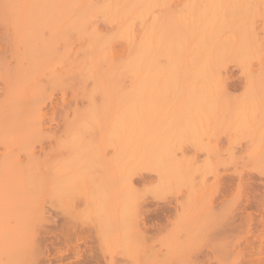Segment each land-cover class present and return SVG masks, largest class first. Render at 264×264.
I'll return each instance as SVG.
<instances>
[{"label": "bare ground", "instance_id": "bare-ground-1", "mask_svg": "<svg viewBox=\"0 0 264 264\" xmlns=\"http://www.w3.org/2000/svg\"><path fill=\"white\" fill-rule=\"evenodd\" d=\"M27 1L42 2L43 0ZM155 1L59 0V19L72 20L68 21L69 23L60 24L59 33L72 30L78 33H87L89 36V41L86 42L83 53L75 58L67 57L59 48V68L67 65H77L81 69L82 76L75 80V84H83L85 79L90 78L94 82L96 93H100L102 96L100 102L96 98L92 99V106L89 111H107L105 120L102 124L97 125L93 131L89 140L90 147L86 148L82 153L84 162L81 164L80 171L77 169L79 171L78 174H80V178L78 177V188L81 191L80 195L84 198H82V201L85 202L82 210L86 213V216H89L88 218L92 219L90 220L92 221L91 224L97 229L98 235L102 237L101 240L104 238L113 240V245L115 244L116 250L121 252L122 256L128 255V257L133 258H140L143 253L147 256L146 251H150L153 248L152 245L155 244L153 242L149 245L147 242L152 235L149 233L151 226L147 224L146 219V215L151 209H148L150 206L146 208V205H144L146 196L151 193L155 199L163 200L167 197V192H170L169 188L175 183H179L180 187V183H189L188 186H190L191 192L187 197L188 199H185L187 201L178 203L180 211L177 205L175 207L170 204L172 206V210L170 209L173 212L172 215L177 213L174 215L176 220H174L175 223L173 222L172 229L167 235L160 237L159 241H166V239L175 240L173 238L176 237L174 228L178 227L177 222L181 219L183 221L187 215L192 216V220L196 217L195 219H198L199 221H197L200 223L203 222L201 221L202 219L204 221L207 220L206 222L208 223L205 225V229L210 231H207V233H211V231L213 233L218 227L219 229L216 231L220 230L221 236L223 235L224 237H222L223 240L227 241L228 238H231L227 237V235L231 232V229H234V226L231 225V222L229 229L225 227L226 224L225 226L221 225L220 222L222 220L220 222L217 221L222 217L221 214L224 213L223 211L226 208L224 210L219 208L220 211H216L214 198L218 193H221L222 189V193L225 196V193L233 187V177H230L229 180L220 179L218 181L219 184H216V187L218 185L216 190L211 187L213 184H207L206 180L203 182L202 179L205 178H201L202 181L198 182L196 177L199 173L202 175L207 173L206 169L210 170L209 168L214 164L234 163L236 168L234 175L237 176V182L235 181L237 186L235 188L240 191L244 190V193L247 191L244 195L241 192L242 198L245 197L246 203L250 202L254 208L257 207L256 213H264L262 212L264 189L257 183L259 181L255 184L256 178L252 180L253 177L250 176L252 178L246 179L242 169L240 170L237 167L241 164L244 168L259 169V166L264 164L263 111L251 115L241 111H199L205 108L206 104L203 100L204 97L200 96L196 85L204 70L213 63L222 61L228 56L240 54L245 50L256 51L260 48L261 39L256 34V29L248 33L238 22L241 17L250 15L255 10L241 0H179L177 3H172V0H160V16H155ZM99 15L117 28L116 36L121 42L120 49L116 50L110 44V39L101 36L95 30L84 29L87 19L96 18ZM163 46H168L171 53L168 77L172 89L171 105L176 111L168 114H159L160 116L157 118L152 117L155 118L153 120L149 117L150 120H148L146 111L148 115L151 113L149 111H155L154 76L156 77V57L158 49ZM26 47L29 48L26 55L27 61L34 63L39 59L47 60V51L49 49L47 41L36 45H27ZM60 75L61 71L59 70ZM115 75L121 79L118 95L111 93L108 85V80ZM229 80L232 81L231 77H229ZM62 111H66V108ZM1 114L2 111H0V116ZM156 115L158 114L156 113ZM240 132L250 136V141L245 147L234 140V135L236 136ZM222 136L229 138V144L225 147L219 142ZM173 137L181 141L184 138L182 144L186 142L184 140L187 138L186 140L191 142V145H189L194 152L187 151L184 147L187 144L183 146L179 145V142L178 144L176 143V146L175 142L178 141H175ZM171 139L172 141H170ZM104 144L112 148L111 157L103 153ZM59 148L60 159L63 164L67 157L65 137L60 139ZM200 152L206 154L202 160L198 158ZM226 156L230 159H227ZM105 157L106 159L109 158L107 162L104 159ZM117 157L122 159H117ZM15 161V159H11L0 163V213L3 210L11 212L15 209L24 212L25 209L27 210L26 206H24L26 202L21 204L18 200L21 198L20 196H23L22 198L30 197L28 195L39 190L42 191L49 184L42 172H22L14 164ZM103 163L107 168L103 167ZM119 165L123 169L121 172L116 170ZM148 165L151 167L150 170L158 175L157 182L146 185L140 192V189L137 188L138 186L135 185L134 179L136 174H142V171L146 172L149 170ZM160 166L162 167L160 168ZM135 170H138V172L134 175L133 172ZM115 171L120 176L116 175ZM62 173H64L63 170ZM224 174L226 175V173ZM138 176H141V179H145L144 175ZM56 181L51 182L52 189L54 187L57 188ZM248 186L251 187V190ZM6 189H12L13 191L4 192ZM154 209L157 211L156 208ZM151 210L150 212H152ZM160 210L167 212L169 207ZM83 211L82 213L85 215ZM246 212L247 220L250 219L251 221L254 218L252 211ZM190 216L187 217L189 218ZM260 216L259 221L264 219L263 216L260 220ZM201 217L204 218L200 219ZM165 222H168V220ZM160 223H158L159 228L163 227L164 224L163 222V224ZM200 223L198 224L200 225ZM218 223L220 226H217ZM189 224L191 228L196 223L193 224L191 222ZM158 225L152 227H158ZM201 226L197 227L200 228ZM238 226L235 227V230ZM197 227L195 228L197 229ZM182 230L184 231V229ZM235 230L232 231L234 232ZM177 232L180 233V229ZM217 232H215V237ZM212 233L211 236L214 234ZM24 234L25 232L20 230V228L1 226L0 255L7 253L17 245L19 246L20 242L23 243L25 241ZM204 234L206 235V233ZM178 235L176 241L172 240V243L176 242L177 244L183 234L181 237H178ZM218 235L220 236L219 232ZM188 238L190 239V236ZM219 238H215V242L225 245V241L222 242L223 240L221 238L219 240ZM228 241L231 242L232 240L229 239ZM228 241L226 242L225 251L226 248L230 247L228 246ZM200 242L198 241L199 244L202 243ZM208 242L209 240H207ZM216 243L207 244L210 245L206 248L209 249L208 252L190 253L189 259L187 256L183 257H186L188 261L190 260L191 264H196L198 260L200 263L201 260L204 262L203 259H198L200 258L198 257L200 253L199 256L205 255L203 257H208L206 260L212 261L213 255L214 259H217L216 255L221 253V251L224 252V248L219 247L218 249H223L218 250L217 246H214ZM176 244L172 245L176 247ZM246 245L248 244L246 243ZM173 246L171 247L173 248ZM254 246L256 247V245ZM196 248L199 249L198 245ZM200 248L202 247L200 246ZM237 248L238 246L236 250ZM151 252L153 253V249ZM172 252L169 251L170 255ZM184 252L186 253V251ZM90 254L89 256L93 259V253ZM250 254L252 255V253ZM83 257L80 256L79 259L81 260ZM89 258L87 257L83 261H88ZM248 258H250L249 255ZM146 259L148 258L146 257ZM95 260L96 263L92 262L91 264H100L98 259ZM13 262L11 257L3 260L2 256H0V264H14Z\"/></svg>", "mask_w": 264, "mask_h": 264}, {"label": "rangeland", "instance_id": "rangeland-1", "mask_svg": "<svg viewBox=\"0 0 264 264\" xmlns=\"http://www.w3.org/2000/svg\"><path fill=\"white\" fill-rule=\"evenodd\" d=\"M177 1L179 0H172V3H177ZM241 1L246 5H250L255 12L241 17L238 22L248 33L256 29L255 32L257 31L256 34L261 39V46L256 51L245 50L240 54L228 56L222 61L213 63L204 70L196 85L198 86L200 96L204 97L203 100L206 106L199 111H241L250 115L259 111H263L264 113V0ZM160 7L161 1L156 0L154 7L155 16H160ZM68 21L72 20L59 19V0H43L42 2L0 0V111H2L0 116V163L15 159L14 164L22 172L37 173L40 171L45 175L47 183L49 182L47 187L42 189V191L39 190L31 195L27 194L30 197L22 198L23 196H20L21 198L18 199L20 203L26 202L24 206H26L27 210L25 209L24 212L15 209L11 212L3 210L0 213V227L4 225L12 228L17 227L25 232V241L23 243L20 242L19 246L11 248L10 251L0 256H2L3 260L11 257L14 264H83L85 262L91 264L92 262L96 263L95 259H98L100 264H189L190 253H198L199 251L208 252L209 249L206 248L210 245L207 244L211 242L215 244V238L218 239L220 237L222 240L224 238L223 235L221 236L220 230L218 231L220 236L218 235L216 231L219 229L218 227L213 232L214 234L211 231L213 234L211 236L210 231L205 229V225L208 222L202 219L204 217L200 218L204 222H202L203 224L198 222L199 220L195 219L196 217L194 218L195 220H192L193 217L190 215H187L190 216L189 218L185 216L187 220L184 221L186 219L184 217L183 221L181 219L179 220L180 222H177L178 227L174 228V230L177 232L180 229V233L177 232L176 234L175 232V235L177 237L179 234L178 237H181L183 234L182 241L180 239L179 244H176V242L172 243L176 241V237H173L175 240L166 239V241H159V238L167 235L175 223L174 220L176 219H174V215L177 213L172 215L173 212L170 211L167 216L161 217L159 221L161 222L160 224L164 223L163 227L161 226L162 228H159L157 224L158 227H150L149 229V233L152 236L147 242L149 245L153 242L155 244L152 245L153 248L148 252H151L153 249V253L146 251L147 256L143 253L141 254L143 257L133 258L128 257V255L122 256V253L116 250L115 244L113 245V240L106 238L101 240L102 237L98 235L97 229L91 224L92 221L90 220L92 219L88 218L89 216H86V213L82 210L85 202L82 201L84 198L80 195L81 191L78 188V180L80 178L78 172L80 171L82 162H84V159L82 160V153L86 148L90 147L89 140L93 131L97 125L102 124L105 120L107 111H89L92 106V99L96 98L100 102L102 96L100 93H96V87L90 78H84L85 83L83 84H75V80L82 76L81 69L77 65H67L59 68V48L67 57L75 58L83 53L86 42L89 41L87 33H78L72 30L70 32L59 33V25ZM84 29L89 31L95 30L101 36L110 39V44L116 50L120 49L121 42L116 36L117 28L108 23L103 17H100V15L96 18L87 19ZM43 41H47L49 46L47 60L39 59L34 63L27 61L26 55L29 48L26 46L40 44ZM170 56L171 53L168 46H163L157 51L156 77L154 76L155 111H149L152 113H149L150 116L146 111L148 120H150L149 117L157 118L161 114L176 111L171 105L172 89L168 77ZM59 70L61 71L60 76ZM229 77H231L232 81L229 80ZM233 81L236 82L234 83ZM108 85L110 86L111 93L118 95L121 79L115 75L108 80ZM64 108H66V111H62ZM77 112L78 117L76 118ZM155 118H152V120ZM262 122L264 123V120ZM62 137H65L67 143L65 164H62L60 159L59 145ZM183 139L181 141L174 138L175 141H178L175 144L179 142V145L184 146L187 144L184 146L187 151H193L192 147H190L191 142L185 138L184 141L186 142L182 144ZM234 140L245 147L250 141V136L240 132L238 135H234ZM219 142L225 147L229 144V138L222 136ZM175 144L173 143V145ZM103 153L111 157L113 153L112 148L104 144ZM198 155V158L202 160L206 154L200 152ZM106 157L104 159L107 162L109 158L106 159ZM226 157L230 159L228 156ZM117 159L122 158L117 157ZM104 165L103 163V167L107 168ZM214 165H212L213 167L211 166L212 169L209 168L211 171L206 169L207 173H204V175L200 173L196 175L197 181L203 180L205 182L206 180L207 184H213L215 187H211L213 190H216L218 187V185L216 187V184H219L218 181L220 179L229 180L230 177H233V187L225 193V196L222 193L223 189H220L222 194L218 193L216 195L214 205L216 206V211L226 208L223 211L224 213L221 214L222 217L217 221L220 222L222 220L220 222L221 225L225 226L226 224L225 227L227 228L233 225L234 229H231V232L228 234L230 236L227 235V237H234L232 239L228 238V240H232L231 242L227 240L228 246L231 248H226V251V240H221L222 242L225 241L224 246L221 241V244L217 242L214 245L217 246V249L223 247L224 249H220H223L225 252L221 251L222 255L219 253V257L216 255L217 259H214L213 255L214 260L212 256V261L206 260L208 257H203L205 255L199 256L200 253L198 254V257H200L198 259H203L204 262L201 260L200 263L198 260L196 264L198 262V264H264V219L261 220L264 213H256L257 207L254 208L250 202H248L250 203L248 205L246 198H242V195L247 193V191L244 193V190L240 191L235 188L237 186V176L234 175V171L236 170L234 163L224 162ZM263 165L259 166V169L256 168L257 171H255V168H244L241 164L236 166L238 169H242L246 179H249L250 176L253 177H250L252 180L256 178L255 184L259 183L261 188L264 189ZM148 168L149 170L146 172L142 171V174H138L144 175L145 179H141V176L136 174L138 170L133 172L134 175L136 174V177L134 176L135 185L138 186L137 188L140 189V192L146 185L148 186L155 181L157 182L158 175L150 170V166ZM62 170L64 173H62ZM116 170L121 172L123 169L119 165ZM208 171L210 172L208 173ZM116 175L119 174L116 172ZM234 177L236 178L234 179ZM201 178L205 179L201 180ZM54 180H57V188L54 187L52 189L51 182ZM175 184L171 186L172 189L171 187L169 188L170 192H167V197L163 200L155 199L149 193L144 202L146 208L150 206L148 209L151 208L152 212H159V215L163 212L160 209H167L169 207L172 210V206L176 207V205L179 209L178 203L187 201L185 199H188L187 197L191 192V188L188 186L189 183L186 182L180 183L181 187L179 183ZM184 184L187 185L184 186ZM249 189L248 191L251 190ZM12 191V189H6L4 192ZM262 206V212H264V203ZM245 209L246 211H252L255 219L253 218L251 221L250 219L247 220L246 217L248 216H246L247 212L244 211ZM150 210L146 215V219L152 213ZM259 216L261 221H259ZM82 218L85 219L83 220ZM166 219L169 223L165 222L167 221ZM181 222L183 223L180 224ZM191 222L197 225L194 224L190 228L189 223ZM217 226H220V224L218 223ZM223 226L221 227L223 228ZM237 226L238 228L235 230ZM181 229H184V231L182 230V232ZM232 230L235 231L233 232ZM207 231H209L210 235ZM215 232H217L216 237L214 236ZM189 236L190 239L188 238ZM197 240L202 243L200 242L201 244H199ZM207 240H209L208 243ZM172 244H176V247ZM197 245L199 249L196 248ZM203 245L206 247H203ZM195 248L198 250L196 251ZM115 250L117 253L114 252ZM169 251H173L171 255ZM90 253H93V259L89 256L91 255ZM155 255L156 257H154ZM248 255L250 258H248ZM80 256H84L83 259H87V257L91 259L83 261V259H79ZM183 256H187L188 259ZM90 260L92 261L90 262Z\"/></svg>", "mask_w": 264, "mask_h": 264}, {"label": "flooded vegetation", "instance_id": "flooded-vegetation-1", "mask_svg": "<svg viewBox=\"0 0 264 264\" xmlns=\"http://www.w3.org/2000/svg\"><path fill=\"white\" fill-rule=\"evenodd\" d=\"M170 211V209H169ZM169 211L166 213L164 210L163 212L161 213V215H159V213L157 214L156 212H152L150 214V216L147 217V224L149 226H154L156 224L159 223V221L161 220V217L164 218L165 215H168L169 214Z\"/></svg>", "mask_w": 264, "mask_h": 264}]
</instances>
